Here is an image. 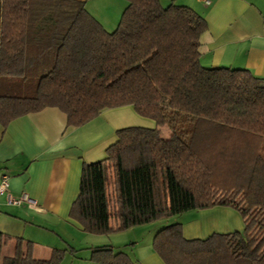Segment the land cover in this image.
<instances>
[{
	"label": "trees",
	"instance_id": "16d2710c",
	"mask_svg": "<svg viewBox=\"0 0 264 264\" xmlns=\"http://www.w3.org/2000/svg\"><path fill=\"white\" fill-rule=\"evenodd\" d=\"M125 1L110 33L87 1L0 0V124L56 108L68 127L80 128L106 110L132 106L157 127L119 130L105 160L84 164L71 219L110 235L231 208L244 232L188 240L174 223L155 235V253L164 264H264V78L203 67L208 23L191 8ZM166 125L168 139L159 129ZM11 240L14 254L2 256ZM66 253L36 259L32 242L0 233V264H60ZM90 260L135 264L110 246L94 248Z\"/></svg>",
	"mask_w": 264,
	"mask_h": 264
},
{
	"label": "crops",
	"instance_id": "0c3cea01",
	"mask_svg": "<svg viewBox=\"0 0 264 264\" xmlns=\"http://www.w3.org/2000/svg\"><path fill=\"white\" fill-rule=\"evenodd\" d=\"M80 1H87L88 11L105 29L118 27L128 6L121 0L107 4L97 0L91 11V0ZM209 1V5L200 0H161V4L189 7L207 21L200 49L203 67L248 70L264 78V0ZM133 126L157 127L132 106L106 110L80 128L68 127L66 115L56 108L21 117L6 128L0 124V185L8 176L9 192L15 197L27 194L32 200L16 206L0 195V233L32 242L36 259L48 260L54 250L62 249L67 253L60 264H95L90 260L93 249L109 245L71 219V208L80 193L84 164L105 160L107 150L118 141L117 132ZM113 205L119 210L116 200ZM244 226L236 210L216 207L193 211L183 230L186 239L194 240L241 231ZM14 248L15 242L8 241L7 256L14 254ZM136 258L135 264H164L153 248Z\"/></svg>",
	"mask_w": 264,
	"mask_h": 264
},
{
	"label": "rangeland",
	"instance_id": "374dc122",
	"mask_svg": "<svg viewBox=\"0 0 264 264\" xmlns=\"http://www.w3.org/2000/svg\"><path fill=\"white\" fill-rule=\"evenodd\" d=\"M96 1L97 0H91L90 5H89V10L90 9L91 11L93 10L92 6L95 4ZM120 2H125L126 5L128 4L127 1L125 0H121ZM105 3L107 4L108 0H105ZM116 28L117 26L113 28H106V29L108 30V32L111 33L115 31ZM161 130H162L164 137H166V139L170 137L172 132L169 126L166 125L162 127ZM262 155L264 157V150L262 152ZM192 213L193 211L188 214L184 213V214L174 216V217L167 216L166 218L161 219L154 225L140 226L138 229H135L132 231L114 232V233H111L110 235H97V236L105 240V244L103 245H109L110 247H113L117 252L124 251L128 255H130V257L134 261H137V258H136L137 256H142L146 253V251H148V248H153V239L158 231L174 223H180V224L187 223L188 216L189 214H192ZM244 229H245V226L243 230H241L240 232H244ZM7 253L8 251L3 250L2 256H7ZM43 257L44 259L49 258V256H43Z\"/></svg>",
	"mask_w": 264,
	"mask_h": 264
},
{
	"label": "built area",
	"instance_id": "2783aa9c",
	"mask_svg": "<svg viewBox=\"0 0 264 264\" xmlns=\"http://www.w3.org/2000/svg\"><path fill=\"white\" fill-rule=\"evenodd\" d=\"M200 1L204 2L207 5L210 4L209 0H200ZM9 186H10L9 177L4 176L2 178V182L0 185V195L5 196L9 204L20 206L24 203H29V204L32 203V200L29 198V196L27 194H22L20 197L13 196L9 192ZM112 190H113L112 193H113L114 197H116L118 195V186H117V183H115V181L113 182Z\"/></svg>",
	"mask_w": 264,
	"mask_h": 264
}]
</instances>
